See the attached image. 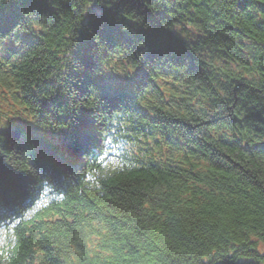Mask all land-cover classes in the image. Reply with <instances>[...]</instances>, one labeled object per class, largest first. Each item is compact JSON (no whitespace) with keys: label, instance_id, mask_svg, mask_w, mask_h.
<instances>
[{"label":"trees","instance_id":"trees-1","mask_svg":"<svg viewBox=\"0 0 264 264\" xmlns=\"http://www.w3.org/2000/svg\"><path fill=\"white\" fill-rule=\"evenodd\" d=\"M259 245L264 0H0V264Z\"/></svg>","mask_w":264,"mask_h":264},{"label":"rangeland","instance_id":"rangeland-1","mask_svg":"<svg viewBox=\"0 0 264 264\" xmlns=\"http://www.w3.org/2000/svg\"><path fill=\"white\" fill-rule=\"evenodd\" d=\"M258 248H259L260 251L264 250V247L262 245H259Z\"/></svg>","mask_w":264,"mask_h":264},{"label":"bare ground","instance_id":"bare-ground-1","mask_svg":"<svg viewBox=\"0 0 264 264\" xmlns=\"http://www.w3.org/2000/svg\"><path fill=\"white\" fill-rule=\"evenodd\" d=\"M10 125H11V124H10ZM1 140H2V141H6V139H5V138H1Z\"/></svg>","mask_w":264,"mask_h":264}]
</instances>
